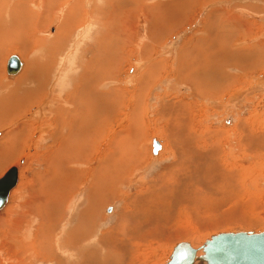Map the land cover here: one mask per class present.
<instances>
[{
	"label": "rangeland",
	"instance_id": "374dc122",
	"mask_svg": "<svg viewBox=\"0 0 264 264\" xmlns=\"http://www.w3.org/2000/svg\"><path fill=\"white\" fill-rule=\"evenodd\" d=\"M84 1L80 9L76 6L79 11L74 12L73 9L71 13H68V16L72 18L71 25L62 20L64 8L71 3L70 1L65 3L63 0L62 6L61 4L55 6L52 12L50 10L52 7L54 8V5H51L53 0H48V3H50L48 11L52 15L47 22H40L35 19L36 17H33L31 21L21 19L24 21H22L23 23L16 19L13 24L11 23L12 25L3 23L4 27L9 26V28L5 31L2 30L6 39L2 42L0 40V51L7 49L0 58V95L2 90L8 87L6 83L14 84L13 82L23 73L28 78L22 80L17 88L14 87V96H22L25 100L28 92H32L33 86L36 87L35 93L39 92H37V97L33 99L32 103L28 104L29 106H25L20 110L19 115H15L14 119L0 127L2 131L0 140L13 127L18 129L19 125L22 126L21 131H24L26 137H29L21 145L17 160L10 161L0 168V176L12 165L19 168L17 169V183L10 190L9 200L7 199L4 209H1L0 216L8 211L5 217L7 223L13 225L12 221L15 222V220L23 223V226L30 223L29 230L33 233L32 237L35 236L34 231L37 226L43 225L39 222L40 217H37L35 210L41 208V203H47L50 211L49 192L59 186L55 184L56 181L51 180V175L54 172L52 166H49L46 160L47 156L52 155L53 157L54 155L51 150L53 140L46 138L54 129V125L51 124L52 126L45 132L41 131L38 125L42 121L38 122V119H52L54 114L53 111L49 110L52 106L51 110L56 109L58 102L56 97H54L56 101L52 100L51 97L54 96L57 88H63L66 83L68 89L79 86L78 89H71L72 92L81 90L82 86V91L87 92L90 90L89 85L91 86L89 83L93 84V78L96 76L101 77L100 92L103 91L104 94H107L105 93L106 90L113 88L111 95L107 94V99L103 101V105L101 104L103 108L100 103H98L99 106L97 104L96 110L100 116H97L93 119L94 122H91L92 126L98 122L100 125L102 122L110 130L108 136L102 138L100 148L97 149L105 150L104 155H106L111 151L110 146L108 147V140L115 133H118V136L114 138L115 146L123 158L131 161L124 165V168H121L124 172L118 183L115 186L109 184V190H106L113 193L110 194L112 195V201L109 200L103 204L101 200L98 203L94 198L95 220L93 219L94 221L88 225L89 229L85 232H89L88 234H79L84 235V239L79 240L78 238L80 242L77 244L79 245L74 249L76 253L78 247L83 248L81 251L87 249L93 252L94 258L89 262L87 259L83 264H109L110 261H107V258L115 257L119 253L129 258L125 264H165L173 247L181 241L189 242L193 248L197 249V254H202L201 245L213 233L264 231V158L261 157L263 153H261L260 158L253 155L254 152H264V83H259L264 80V57H262L263 60L257 61L252 69L244 70L240 68L242 64L241 60L237 59L238 56H236V59L230 58L232 52H244L245 54L250 52L253 55L250 58L248 57V63L252 60H258L255 59L254 54L256 52L250 51V49L257 44H264V0H210L209 6L207 0H186L189 1L186 5L191 4L192 11H190V7L184 8L189 10L188 15L184 18L180 17L179 12L183 8H180L181 10L179 9L178 12L174 11L171 14L173 23L168 26L166 24L163 30L168 29L167 27H170V25L173 28L163 35V40L160 43L151 42L150 22L144 19V11L138 10L130 27L131 34L132 31H134V34L127 46L125 42L118 40L119 43H115L113 46L111 44L110 47L108 45L101 54L98 53V47L109 33L104 26L107 25L106 22L111 23L107 20L109 14L111 13L114 16L113 13H117L116 4H118V1L114 0L115 3L113 0ZM152 1H155L156 5V0H145L143 2L146 3V6L150 4L151 13L154 5ZM160 1L172 4L174 0ZM184 1L182 3L185 4ZM45 2L47 3L46 0ZM29 6L35 8L33 10L36 13H40L42 10L41 0H30ZM113 6L116 10L113 9ZM130 6H133V4ZM130 6H124L126 7L125 11L128 9L130 11L132 8ZM6 7V10H8V5ZM24 10L27 11V8H24ZM84 10H86V14ZM122 10L118 11V18L120 13H123ZM183 13L185 14V12ZM81 14H84L85 19L79 18V21H77ZM225 15L226 19H224ZM142 18L145 21L140 20ZM169 20L170 18L167 22ZM226 20H233V26L230 23L227 24ZM5 21L6 19L3 18L0 22ZM34 25L38 26L39 30H35ZM58 32L61 35L57 34ZM146 34L151 37L148 39ZM221 42L222 44H230L232 48L222 53L217 52L219 48L215 46ZM126 48L128 50L124 52ZM219 53L221 54L218 55ZM12 54H17L24 64L19 73L8 76L5 65L7 58ZM201 56L203 61L208 63L205 68L201 64L198 65L200 61L198 57ZM208 56L212 59L210 63ZM93 59L95 60L93 61ZM69 62L74 63V65L70 68L69 74L62 77V70L65 66L68 67ZM215 62L222 63V65L217 66L215 64V66ZM149 65H152V69L149 71L150 76H148L150 79L148 81L149 85L147 84L145 87L144 84L142 86L140 111L135 115V120L130 121L128 116L131 112L132 102L134 103V94L138 90L139 84L142 85V78L145 75L144 69L145 67L148 69ZM109 67L110 69H108ZM84 70L86 75L89 74L88 78L84 74ZM56 71L58 72L56 73L57 76H55ZM79 71L81 74H79ZM91 71L93 73L97 71L96 75L91 74ZM98 73L101 75L97 76ZM118 73L120 74L118 75ZM85 79L88 85H80L81 81ZM115 91L119 93L116 94ZM61 93L60 98L62 100L64 93L62 95ZM113 103L114 106H112ZM160 104H168L167 107H176L178 111L172 109L173 107L169 109L170 111L171 109L174 110L178 118L174 117L175 115L173 116L174 113L169 114L167 117L163 113L157 114L159 113L158 109L161 107ZM169 104L171 105L169 106ZM40 105L44 107L46 105L44 110L47 112L46 114L49 113L48 117H46V114L35 116L37 106L39 108ZM111 109H116V112L120 110V113L110 119L109 116L111 115L108 114ZM139 115L141 118H139ZM184 118L187 119V127L185 126V128L183 126ZM103 119L110 120L102 121ZM139 122L143 124V127ZM30 126L31 128H29ZM133 127L135 130H133ZM141 127L142 130H139ZM176 128L185 131L184 135L192 134L186 136L185 148L187 150L190 146L195 148L197 135L202 139H208L206 143L211 146V149L206 154L207 157L202 159L192 157L189 150L184 153L181 145L184 139L180 137L181 135H178ZM124 129L132 131L133 138L125 136ZM25 131H28V134ZM153 139L161 143V148L157 150L158 152L155 155L151 154ZM173 146L174 148L177 146L176 150L179 154L174 153ZM146 149V153L143 152ZM139 150L140 153H143L136 155V159L138 158L137 161L141 160L134 163L133 159ZM198 152L201 155L206 153L203 146L199 148ZM257 154L259 156L260 153ZM103 156H101L99 150L98 152L94 151L93 158H90L88 162L80 166L74 164L75 168L83 172L86 171L88 176L85 177L84 183L71 190L72 193L66 194L62 207H55L54 210L50 211L57 216H55L56 221L41 219L46 222L44 226L47 227V232L50 231L53 238V240L51 239L52 251H48L45 249L46 247L42 250L39 249L40 252L44 251L43 256L38 252L40 255L32 264H62L61 259L58 257L60 255L59 250L53 246V243H57L58 240L62 239L60 237L64 234L74 236L72 231L75 225L80 221L83 222V216L87 217L83 211L86 209L85 212H87L90 208L87 192L89 190L88 184L90 185L91 170L100 163ZM54 159L53 163L56 164L55 162L61 158ZM229 168H233L236 174L233 180L231 179L232 181L228 174L229 171L227 173ZM203 172L205 175L202 174ZM47 173H49V178ZM173 173L176 176L179 174L178 178L182 175V180L189 179L187 176L193 175V177H196L192 179L193 183L196 179H199L196 183L202 180L208 181L209 187L201 186L208 189L210 193L206 194L204 191L202 193L200 191L190 192L182 195L184 197L179 193L178 199H175L170 195L172 187L164 190L160 186L149 184V181L154 180L156 176L166 177L170 179V182L172 181L170 175ZM231 173H233L232 170ZM223 174L228 175L222 177ZM225 181H229V184L227 185ZM105 187H108V184ZM196 187L199 189L198 186ZM176 188L178 192L179 189ZM37 196L40 197V200L36 199ZM137 197H142V199L137 200ZM172 199L175 201H171V203L170 200ZM32 203L33 205H31ZM25 208H32L35 212L30 215ZM123 209L128 215L134 216V218H131L132 223L129 226V232L123 231L122 226L120 228L114 227L122 219ZM148 209L151 215L150 218L142 215V212L145 210L146 213ZM21 213L23 214L20 215ZM58 214H61L60 218ZM20 217L26 221H20ZM21 230H24V227L21 226ZM44 233H39L41 238L49 234V232L47 235H44ZM92 236L96 239L90 241ZM107 243L110 245H106ZM93 247H96V250ZM5 251L4 246V250L0 252V257H4ZM70 257L69 264H79L80 256L78 254L73 253ZM24 263L30 264L31 262L25 261ZM4 264H8V262Z\"/></svg>",
	"mask_w": 264,
	"mask_h": 264
},
{
	"label": "bare ground",
	"instance_id": "6f19581e",
	"mask_svg": "<svg viewBox=\"0 0 264 264\" xmlns=\"http://www.w3.org/2000/svg\"><path fill=\"white\" fill-rule=\"evenodd\" d=\"M33 1H36V0H33ZM47 3L45 2V0H41V11L40 13H36L33 9L32 6H29V3H30V0H0V21L3 20V18L6 19L5 22H0V40L2 42V40H5V34L2 32V30H6L9 28V26L6 28L3 26V23H7V24H13L15 19L16 20H20L21 22L26 19H28L29 21H31L33 19V17L35 19H37L38 21L44 23V21H49L50 17H51V12L53 11V7L51 8V12L48 11V5H50V3H48V0H46ZM65 1V3H67L68 1H72V0H63ZM109 1V0H108ZM114 1V0H113ZM118 1V4H116V9L119 11V10H122L123 13L121 14L120 13V16L118 18V14L119 13L117 11V13H113L114 16L111 15V13L109 14V18L107 20L111 21V23L109 22H106V27L105 29L109 32L108 35L105 37V40L103 38V40L105 41H102L98 47V53H102L104 52V50L107 48V46L112 44V46L115 44V43H119L118 40H121L123 42L126 43V46H127V43L129 42L131 36H133L134 34V31H132V34H131V31H130V27L132 26L133 24V21H134V15L135 13L138 11V10H143L144 11V16L145 18L144 19H147L148 22H150V32H152V37L148 34V39L151 37V42H157V43H160L162 40H163V35H165L169 30H171L173 27H167L168 29H164V26H167L169 24H172L173 21H171V14L174 12V11H177L180 9V8H188L190 7L191 4L189 5H186V3H179V5H174L172 6L174 3L172 4H169V3H165V2H158L156 1V5H155V1L153 2V7H152V13L150 11V4L149 6H146L143 2V0H117ZM147 1V0H146ZM182 1V0H181ZM205 1V0H204ZM84 0H74L72 1L71 3H69L67 5L66 8H64L63 12H62V20L66 21V23H69L70 25L72 24V18L68 16V13H71L74 9V12L77 11V7L80 9L81 8V4L83 3L84 4ZM174 2V1H173ZM186 2V1H184ZM189 2V1H188ZM39 3V2H38ZM92 3V2H91ZM112 3V2H111ZM115 3V1H114ZM57 4V3H55ZM64 4V2H63ZM109 4V2H108ZM131 5L133 4V6H130V7H134L133 9L131 8L130 11L126 10V5ZM188 4V3H187ZM210 4V3H209ZM8 5V10L7 9V6ZM40 5V4H39ZM53 5V4H51ZM59 5V4H58ZM80 5V7H79ZM113 5V4H112ZM148 5V3H147ZM152 5V4H151ZM28 6V7H27ZM38 6V5H37ZM62 6V4H61ZM60 6V7H61ZM209 6V5H208ZM232 6V5H231ZM35 7V6H34ZM112 7V6H111ZM123 7V8H121ZM24 8H27V11L24 10ZM37 8V7H36ZM92 9V8H91ZM113 9L114 6H113ZM115 9V10H116ZM149 9V10H148ZM165 9V10H163ZM181 10L179 11L180 14H182L183 12H185V15H188V9H184V10ZM190 9V8H189ZM222 9V8H221ZM114 10V11H115ZM216 10V9H215ZM7 11V12H6ZM79 11V10H78ZM86 10H84L85 12ZM109 11V10H108ZM112 11V9H111ZM135 11V12H134ZM213 11V10H211ZM227 11V10H226ZM39 12V11H38ZM116 12V11H115ZM176 12V13H177ZM151 13V14H150ZM175 13V14H176ZM86 14V12H85ZM84 14H81L80 17L77 18V21H79V18H83L85 19V17L83 16ZM177 15H179L177 13ZM27 16V18H25ZM83 16V17H82ZM175 16V15H174ZM177 17V16H176ZM209 17V16H208ZM226 19V15L224 16ZM170 18V20L167 22V20ZM223 18V17H221ZM220 18V19H221ZM23 19V20H21ZM74 19V18H73ZM82 19V20H83ZM143 18L140 19V20H144ZM166 19V20H164ZM232 19V18H231ZM26 20V21H28ZM23 21V22H24ZM136 21V20H135ZM145 21V20H144ZM224 21V20H223ZM227 24L230 23L231 25L234 23L233 20H226ZM22 22V23H23ZM62 22V21H61ZM158 22V23H157ZM11 24V25H12ZM18 24V23H17ZM229 24V25H230ZM238 24V23H237ZM245 24V23H244ZM16 25V24H14ZM26 25V24H25ZM68 25V24H67ZM147 25V26H149ZM230 25V27H231ZM35 27H33L35 30H39V27L34 25ZM134 26V25H133ZM233 26V25H232ZM238 26V25H236ZM18 27V26H17ZM261 27V26H260ZM13 28V27H12ZM41 28V27H40ZM134 28V27H133ZM22 29V28H21ZM149 29V28H148ZM229 29V27H228ZM31 30V29H30ZM10 31V30H9ZM106 31V32H107ZM148 31V30H147ZM11 32V31H10ZM57 32V31H56ZM149 32V31H148ZM206 32V31H205ZM105 33V32H104ZM14 34V33H13ZM12 34V35H13ZM59 34V32L57 33ZM56 34V35H57ZM65 34V33H64ZM29 35V34H28ZM61 35V34H59ZM85 35V34H84ZM64 36V35H63ZM68 36V35H67ZM104 36V35H103ZM145 37V36H144ZM209 37V36H208ZM14 38V37H13ZM17 38V37H15ZM102 39V38H101ZM264 39V38H263ZM49 40V39H48ZM100 40V39H99ZM101 41V40H100ZM140 42V41H138ZM228 43V40L226 41ZM21 43V42H19ZM133 43H135L133 41ZM210 43V42H209ZM227 43H219L217 46L215 47H218L219 49H217L218 51L217 52H225V51H229L232 47L230 46V44L228 45ZM14 44V43H12ZM27 44V43H25ZM145 44V43H144ZM148 44V43H147ZM155 44V43H154ZM15 45V44H14ZM136 45V44H135ZM140 45V44H139ZM111 46V47H112ZM141 46V45H140ZM143 46V44H142ZM160 46V44H159ZM108 47V48H109ZM136 47V46H135ZM113 48V47H112ZM149 48V46H148ZM147 48V50H148ZM151 48V47H150ZM139 49V48H138ZM127 48L125 49L124 52H127ZM143 50V49H142ZM150 50V49H149ZM4 51L3 49L0 51L2 52ZM7 51V49L0 53V58L5 54V52ZM140 51V50H139ZM145 51V50H144ZM250 51H255L256 54L255 55V59H258V60H250L251 62L248 63L249 61V58L251 55L250 52L248 54H245L244 52H232L230 53V58L233 57V59H236V56L238 60H241V67L243 70L244 69H252V66H255L256 62L259 61V60H263L262 57H264V44H257L255 45L254 47H252L250 49ZM138 52V51H137ZM191 52V51H190ZM248 52V51H247ZM148 53V52H147ZM221 53H219L218 55H220ZM99 54V55H100ZM146 54V53H144ZM143 54V55H144ZM148 55V54H147ZM218 55H214V56H218ZM240 55V56H239ZM11 56H16L18 59H17V70L14 72V73H8L7 70H6V74L8 76H13V75H16L17 73L20 72V70L22 69V66H23V61L22 59H20V57L17 55V54H12L10 55L9 57ZM146 56V55H144ZM213 56V55H211ZM8 57V58H9ZM76 57V56H75ZM249 57V58H248ZM7 58V60H8ZM142 58V57H141ZM178 58V57H177ZM209 58V63L211 62V57L208 56ZM198 59L201 61V63L198 62V65L201 64L202 67H206L208 65V63L204 62L203 61V58L202 56L201 57H198ZM7 60H6V65L5 67L7 66ZM64 60V59H63ZM95 59H93L94 61ZM188 60V59H187ZM92 61V62H93ZM183 63V62H182ZM219 62H215V64H217V66H220L222 65L221 64H218ZM248 63V64H247ZM91 64V63H90ZM181 64V62H180ZM74 65V63H70L69 62V65L68 67L65 66V68L62 70V77H64L65 75L69 74L70 72V68H72V66ZM101 65V63H100ZM186 65V64H185ZM197 65V66H198ZM46 66V65H45ZM109 66V65H108ZM136 66V65H135ZM138 66V65H137ZM216 66V65H215ZM180 67V66H179ZM45 68V67H44ZM79 68V67H78ZM98 68V66H97ZM113 68V67H112ZM111 68V69H112ZM96 69V67H95ZM110 69V67L108 68ZM152 69V65L148 66V69L145 67L144 69V72H145V75H144V78H142L143 82H142V85L141 83L139 84L138 86V90L136 91V93L134 94V103L132 102V107H130V115L128 116L130 121H134L135 120V115L137 114V112H139V105L141 104L140 103V98H141V94H142V86L145 84V87L147 86L148 84V81L150 80L148 76L149 75V71H151ZM99 70V69H98ZM157 70V69H156ZM200 70V69H199ZM81 71V70H80ZM79 71V74H81V72ZM93 71V70H92ZM91 71V74L93 73ZM110 71V70H109ZM113 71V70H112ZM85 72V70H84ZM106 72V71H105ZM104 72V73H105ZM153 72V71H152ZM58 73L57 71L55 72V76H57ZM97 71L93 74L96 75ZM103 73V75L105 76V74ZM51 74V73H50ZM54 74V73H53ZM77 74V73H76ZM86 75V72L84 73ZM100 73L97 74V76L99 75ZM180 74V73H179ZM78 75V74H77ZM83 75V74H82ZM101 75V74H100ZM115 75V74H114ZM89 77V74L86 75V77ZM209 76V75H208ZM76 77V76H75ZM87 77V78H88ZM92 77V75H91ZM228 77V76H227ZM28 77H26V75H24V73L19 76L17 78V80H15L13 83L14 84H9V83H6V85H8V87H5L4 90H2L1 92V95H0V127L4 126L5 124H7L9 121H11L12 119H14L16 116L15 115H19L18 113L20 112V110H22L25 106H29L30 102L32 103L33 99L35 97H37V91L35 93V89L36 87L33 86L32 88V92L27 94V97L25 100L24 98L21 96H14V87L17 88V86L20 84V82H22V80H25L27 79ZM77 78V77H76ZM75 78V79H76ZM83 78V77H82ZM81 78V79H82ZM104 78V77H103ZM138 78V77H137ZM186 78V77H185ZM54 79V78H53ZM101 77L98 78V77H94L93 78V84L92 83H89L91 84V86L89 85L90 87V90L85 92V91H82V87H81V90L79 89L77 92L74 91H70V89H68L66 83L65 85L63 86V88H57L56 89V93L54 94L52 98V100H54V97H56L57 99V102H58V105L56 107V109L54 110H51L53 108V106H49L51 107V109L49 111H53L52 113L54 114L52 116V119H48V118H43V119H38V122L42 121L41 123H39L38 125V128H40L41 131H46L48 128H50L53 124L54 126V129L47 135L46 138L48 139H52V147H51V150L54 152V155L52 157V155H49L47 156L46 160H47V163L49 166H52L53 168V175H51V180L53 181H56L55 184H57L59 187L56 189L54 188L53 190H51L49 192V195H50V202H49V207H50V211H52L53 208L55 207H62L63 205V201H65V197H66V194H69V193H72V189L74 190L75 187L77 188L79 185H81L82 183H84L85 181V177H87L88 175L86 174V171H81L79 170L78 168H75V165H81V164H84L85 162H88L90 158H93L92 157V154L94 153V151H97L98 150L101 152V156L104 155V151L100 150V149H97L98 147L100 148V145H101V141H102V138H106L107 137V133H108V128L107 126L104 125V123L101 122V124L99 125V122L96 123L94 126L91 125V122H94L93 119L97 118V116H100L98 113V111L96 110L97 108V104L100 103V105L102 104L103 105V101L107 99L108 95H111V90L113 89H108L106 90L105 93L107 94H104L103 91L100 92V84H101ZM201 79V78H200ZM215 79V78H214ZM56 80V79H55ZM78 80V78L76 79ZM88 80V79H87ZM140 80V78H139ZM152 80V79H151ZM156 80V79H155ZM71 81V80H70ZM192 81V80H191ZM208 81V80H207ZM214 81V80H213ZM87 82H91V81H87ZM216 82V81H214ZM11 83V82H10ZM44 83V82H43ZM220 83V82H219ZM259 83H264V80L263 81H260ZM55 84V83H54ZM72 84V83H71ZM84 84H87L86 83V79L85 80H82L81 81V84L80 85H84ZM43 85V84H41ZM69 85V84H68ZM76 85V84H75ZM88 85V84H87ZM86 85V86H87ZM149 85V84H148ZM212 85V83H211ZM216 85V84H215ZM258 85V84H257ZM74 86V85H73ZM13 87V88H12ZM42 87V86H41ZM45 87V86H44ZM53 87V86H52ZM51 87V88H52ZM62 87V86H61ZM79 87V86H78ZM88 87V88H89ZM149 87V86H148ZM218 87V86H217ZM30 88V87H28ZM117 89V88H116ZM214 89V88H213ZM73 90V89H72ZM87 90V89H85ZM115 90V89H114ZM123 90V89H122ZM212 90V89H211ZM20 91H23V90H20ZM49 91V90H48ZM51 91V90H50ZM118 91H119V88H118ZM165 91V90H164ZM215 91V89H214ZM54 92V90H53ZM58 92H62L64 93V98L61 100V96H60V93ZM116 94L117 91H115ZM134 92V91H133ZM167 92V91H166ZM49 93V92H48ZM61 93V95H62ZM114 93V92H113ZM115 94V93H114ZM113 94V96H114ZM47 95V94H46ZM107 95V96H104ZM121 95V94H120ZM42 97V95H40ZM118 96V95H117ZM116 96V97H117ZM146 96V95H145ZM160 96V95H159ZM112 97V96H111ZM115 97V96H114ZM120 97V96H119ZM122 97V95H121ZM23 98V99H22ZM46 98V97H45ZM102 99V100H101ZM112 99V98H111ZM144 99V98H143ZM142 99V100H143ZM163 99V98H162ZM41 100V99H40ZM51 100V99H50ZM109 100V99H108ZM118 100V99H117ZM43 101V100H42ZM41 101V102H42ZM48 101V100H47ZM56 101V100H54ZM235 101V100H234ZM45 102V101H44ZM56 102V103H57ZM39 103V102H38ZM46 103V102H45ZM55 103V104H56ZM105 103V102H104ZM107 103V102H106ZM26 104V105H25ZM29 104V105H28ZM33 104H35L33 102ZM44 104V103H43ZM53 104V103H52ZM123 104V103H122ZM184 104V103H183ZM101 105V106H102ZM119 105V104H118ZM161 107L158 109L159 113L157 114H160V113H163L165 114V116H169V114H172L174 113V110H177L176 107H167L168 104H160ZM171 104H169L170 106ZM99 106V104H98ZM114 106V103L113 105ZM125 106V105H123ZM46 107V105H45ZM43 105L37 106V110L36 112L34 113L35 116H40V115H44L46 114L47 112H45L44 108H45ZM173 107V108H172ZM180 107H182V105H180ZM31 108V107H30ZM103 108V106H102ZM169 108H172L174 110L170 109ZM25 110V109H24ZM34 110V109H33ZM109 110V109H108ZM27 111H28V108H27ZM48 111V112H49ZM142 111V110H141ZM178 111V110H177ZM115 112V113H113ZM102 113V112H101ZM119 114L120 113V110L116 112V109H111L110 110V113L108 115H111L109 116L110 119L116 115V114ZM33 114V115H34ZM103 114V113H102ZM104 114H105V111H104ZM142 114V113H141ZM140 114V115H141ZM177 113H174L173 116L178 118V116L176 115ZM48 117L49 113L46 114ZM139 115V118H141ZM32 116V115H31ZM107 116V115H106ZM157 116V115H156ZM153 117V116H152ZM164 117V116H163ZM162 117V118H163ZM36 118V117H35ZM108 118V117H107ZM159 118V117H158ZM34 119V118H33ZM99 119V118H98ZM110 119H103L102 121H108ZM97 120V119H96ZM139 120V119H138ZM137 120V121H138ZM28 121V120H27ZM37 121V120H36ZM140 121V120H139ZM24 122V121H23ZM37 122V123H38ZM183 126L185 128V126L187 127V119L184 118L183 119ZM28 123V122H27ZM31 123V122H30ZM110 123V122H109ZM132 123V122H131ZM130 123V124H131ZM140 123V122H139ZM136 124V123H135ZM138 124V123H137ZM140 125H142L143 127V124L140 123ZM181 125V124H180ZM29 126V125H28ZM133 126V125H131ZM22 126L19 125V128L16 129L13 127L12 130L8 131L5 135H3L2 139L0 140V168L2 166H4L6 163L10 162V161H16L18 156L20 155L19 153V149L22 147L21 145L24 144L25 140L29 137H26V135L24 134V131H21L22 129H20ZM128 127V126H126ZM136 127V126H135ZM142 127L139 129V130H142ZM31 128V126L29 127ZM89 128H91V130H89ZM134 128V127H133ZM137 128V127H136ZM238 128V126H237ZM243 128H246L243 126ZM129 129V128H128ZM128 129H124V133H125V136L127 137H132L131 133L132 131H128ZM177 129V128H176ZM247 129V128H246ZM135 130V128L133 129ZM138 130V131H139ZM168 130V129H167ZM187 130V129H186ZM248 130V129H247ZM31 131V130H30ZM179 129H177V133L178 135H181L180 137L182 138L183 137V142H181V145H182V151L184 153H186L188 150H189V154H191L192 157H197V158H200L202 159L203 157H207L206 154H208L209 150L211 149V146H208V144L206 143L208 139L206 138H201L199 135H195L196 136V143H195V148H193L192 146H190V148H188V150L185 148V140H186V136H190L191 133H189V135H184L185 134V131H181ZM2 131L0 130V134ZM26 132V131H25ZM28 132V131H27ZM26 132V134H28ZM49 132V131H48ZM47 132V133H48ZM167 132V131H166ZM252 132V131H251ZM5 133V132H4ZM30 133V132H29ZM123 133V134H124ZM135 133V132H134ZM137 134V133H135ZM139 135V134H138ZM192 135V134H191ZM1 136V135H0ZM118 136V133H115L111 139H109V144H108V147L110 146L111 148V151H109L106 155L103 156V158L101 159L100 163L95 167L93 168V170H91V177H90V185L88 184V187H89V190L87 192V197H88V200H89V210L86 211H83V213L87 216H83L84 220L83 222H79L77 223V225L75 226V229L72 231L74 236L73 235H69V234H64V236L60 237L62 239L58 240H55L57 243H53L56 247L57 250H59V253L60 255H58V257L61 259L62 261V264H69V262L71 261V254H78V256H80V260L78 261L79 264H83V262H86L87 259H88V262L91 261L93 258H94V254L91 250H83L81 251V249H83L82 247H78L77 248V253L74 251V249H76V247L79 245L77 243H79L80 241H78V238L79 240L81 239H84V235H79L80 233L81 234H88L89 232L85 233L88 229H84L86 227H88V225L90 224V222L94 221L95 220V206H94V201L95 199L97 200V202L99 203V201L101 200V202H103V204L107 201H112V195L110 194H113L111 193L110 191H106V190H109V184L112 186H115L118 181L120 180L121 176H123V172L121 170V168L126 165L128 162H130L131 160H127L125 158H123L118 150H117V147L115 146V139ZM24 137V138H23ZM45 137V136H44ZM135 137V136H134ZM161 137V136H160ZM96 138L95 140H91V139H94ZM139 138H141L139 136ZM138 138V139H139ZM191 138V137H190ZM45 139V138H44ZM47 139V140H48ZM174 139V142H176L175 138ZM41 140V139H40ZM43 140V139H42ZM140 140V139H139ZM182 141V139H181ZM191 143L193 141H190ZM168 143V142H167ZM194 143V142H193ZM169 144V143H168ZM194 145V144H193ZM212 145V143H211ZM34 146V145H33ZM201 146H203L205 148V154L203 153V155H201L198 151H199V148H201ZM198 149H197V148ZM148 148V147H147ZM158 148L159 146H156L155 147V150L153 151V149H151V154L155 155L158 151ZM177 148V146H176ZM176 148H174V146L172 147V149L174 150V153L175 154H179L176 150ZM208 148V149H207ZM48 149V148H47ZM145 149V148H144ZM147 149L144 150L143 152L146 153ZM244 152V150H242ZM113 152V153H112ZM143 152L140 153V150L136 152L135 154V158L133 159V162H140V159L139 161L138 158L136 159V155H139V154H142ZM252 152V151H251ZM260 153L259 156L257 153ZM254 152L253 155L256 157V158H260V155H262L261 153H263V157L264 158V152ZM45 155V154H44ZM145 156V155H144ZM239 156V155H237ZM242 156V155H241ZM16 157V158H15ZM57 157H60L61 159H58L54 164L53 161L55 160L54 158L57 159ZM20 160V159H19ZM177 162V161H176ZM175 163V162H174ZM253 163V162H252ZM13 164V163H12ZM75 164V165H74ZM232 165V164H231ZM253 165V164H252ZM230 166V165H229ZM16 169V172L13 171L11 175L15 176V184L14 186L16 185L17 183V180H18V174H17V169L19 168H16V166H11L6 172H4L3 175L0 176V181L2 179L5 178V181L0 185V198H2L5 194V189L8 187V184L10 185L11 183V178L9 176H6L4 177L11 169ZM124 168V167H123ZM171 170V168H169ZM126 170V169H124ZM166 170V169H165ZM168 170V169H167ZM169 170V172H170ZM222 170V169H221ZM231 170L233 173H231ZM172 171V170H171ZM229 171V173H228ZM19 172V171H18ZM165 172V171H164ZM168 172V173H169ZM226 173V172H225ZM227 173L229 174L230 176V180L234 178V176L236 175L233 168H229V170H227ZM204 174V172L202 173ZM221 174V173H220ZM228 174H223V176H226ZM163 175V174H162ZM178 175L177 176L175 175V173L171 174L170 175V178L172 181L169 182L170 179H167L166 177H161V176H156L154 180L152 181H149V184H152V185H157V186H160L161 188H163L164 190L165 189H169L172 187L171 189V192H170V195L175 198V199H178V194L180 193L181 196L182 195H186V193H195L197 191H200V193H202L204 191V193L208 194L210 193V191L206 188H202L201 185H204L205 186H208L209 185V182L208 181H200V182H197V180L199 179H196L195 182L193 183L192 179L193 178H196V177H193L192 176H187L189 179L185 178L182 180V175H180V177L178 178ZM189 175V174H188ZM205 175V174H204ZM203 175V176H204ZM47 176L49 178V173H47ZM199 177V176H198ZM197 177V178H198ZM201 177V176H200ZM216 177V176H214ZM169 178V177H168ZM57 179V180H56ZM83 179V180H82ZM215 179V178H214ZM43 180V179H42ZM82 180V181H81ZM180 180V181H178ZM207 180V179H206ZM231 180V181H232ZM81 181V182H80ZM210 181V180H209ZM212 182V181H211ZM229 181H225V183L228 185ZM108 184V187H105V185ZM231 184V182H230ZM224 185V184H223ZM13 186V187H14ZM110 186V187H111ZM199 189H197V187ZM213 186V185H212ZM12 187V188H13ZM147 187V186H146ZM179 189V191L177 192V188ZM209 187V186H208ZM214 187V186H213ZM11 188V189H12ZM202 188V189H201ZM10 189V190H11ZM154 189V188H153ZM10 190L8 191V194L10 192ZM146 190V189H145ZM155 190V189H154ZM36 192V191H35ZM42 192V191H41ZM142 192V191H141ZM147 192V191H146ZM43 193V192H42ZM212 193V192H211ZM214 193V192H213ZM8 194L6 195V198H5V201L4 203L2 204V206L0 207V212H1V209L4 207V205H6V202H7V199H8ZM141 194V193H140ZM36 195V194H35ZM42 196V195H41ZM184 197V196H182ZM95 198V199H94ZM36 199H39L40 200V197L37 196ZM35 199V200H36ZM63 199V200H62ZM142 197H137V200H141ZM9 200V199H8ZM42 200V199H41ZM60 200H62L61 204L60 203ZM148 200V199H147ZM32 201V200H31ZM34 201V200H33ZM171 201H175V200H170ZM9 202V201H8ZM43 202V201H42ZM41 203V202H40ZM172 203V202H171ZM174 203V202H173ZM65 204V202H64ZM33 205V203L31 204ZM61 205V206H60ZM172 205V204H171ZM29 206V205H28ZM38 206V205H37ZM41 208L39 210H35L36 213H37V217H40V220H45V219H51V221H56V218L55 216L56 215H53L52 212L49 211L48 207H47V203L43 204L41 203ZM94 206V207H93ZM97 206V205H96ZM103 206V205H102ZM27 207V206H26ZM28 208V207H27ZM25 208V209H27ZM4 209V208H3ZM34 209H35V206H34ZM33 209V210H34ZM32 208L31 209H27V212L31 213L32 212H35L33 211ZM54 210V209H53ZM6 213H8V211H6ZM3 214L2 216H0V252H2V250H4V246H5V255L4 257H0V263L1 264H4L6 262H8V264H22L24 263L25 261H29L31 262L30 264H32V262L37 259V257L42 254L43 256V253L44 251L40 252L39 249H47L48 251H52V242H51V239L53 240V238L51 237L50 235V231L49 234L47 235V227L44 226L46 224V222L44 221H40V223H43V225H38L36 230L34 231L35 232V236L32 237V232L29 230V225L30 223H28L27 226H23V223H20L19 221H16L15 218V222L12 221L13 225L9 224L6 222L5 220V217L7 214ZM26 213V212H25ZM24 213V214H25ZM49 213V214H48ZM23 213H21L20 215H22ZM35 214V213H34ZM122 219H120L118 221V223L114 226V227H123L122 230L125 231V232H129V226L130 224L132 223V219L131 218H134L133 215H128L126 212H124V209L122 210ZM36 215V214H35ZM142 215L143 216H148L150 218V213H149V209L146 210V213H145V210L142 212ZM61 216V214H58V217ZM23 217V216H21ZM19 218L20 221L23 222V220H25L23 218ZM51 217V218H50ZM57 217V216H56ZM60 218V217H59ZM8 219V218H7ZM94 219V220H93ZM138 219V218H137ZM141 219V218H139ZM58 220V219H57ZM26 221V220H25ZM28 222V221H27ZM25 223V222H24ZM39 223V224H40ZM49 224V223H48ZM21 226L24 227V230H21ZM125 228V229H124ZM132 229V228H131ZM46 231V233H44ZM31 232V233H30ZM44 233V235H47L46 237L43 236V238H41V236L39 235ZM214 234V233H213ZM78 235V236H77ZM45 238V239H44ZM96 238H93V236L91 237L90 241L91 240H94ZM177 239V238H176ZM168 240V239H166ZM5 241V242H4ZM182 242V241H181ZM77 244V245H75ZM88 246V245H87ZM84 247V246H83ZM91 248V247H90ZM96 248V247H95ZM93 247V249H95ZM55 249V250H56ZM98 249V248H97ZM46 250V251H47ZM96 250V249H95ZM100 250V249H99ZM107 250V249H106ZM4 252V251H3ZM38 252H40V254H38ZM99 253V251H98ZM199 253V252H198ZM202 253V251H201ZM70 254V255H69ZM96 254V253H95ZM99 255V254H97ZM201 254H198V256H200ZM56 256V255H55ZM126 255L124 254H117L115 257L113 258H107V261H110L109 264H125L127 262V260L129 259L127 256L125 257ZM48 257V256H47ZM100 257V256H98ZM16 258V259H15ZM56 258V257H55ZM46 259V258H45ZM105 259V258H104ZM44 260V259H43ZM70 260V261H69ZM100 260H102L100 258ZM56 261V260H55ZM54 261V262H55ZM102 262V261H101ZM57 263V262H56ZM92 263V262H91ZM98 263V262H97ZM24 264H27V263H24ZM61 264V263H60ZM193 264H206V260H201L199 263L198 261H195Z\"/></svg>",
	"mask_w": 264,
	"mask_h": 264
},
{
	"label": "water",
	"instance_id": "95a60500",
	"mask_svg": "<svg viewBox=\"0 0 264 264\" xmlns=\"http://www.w3.org/2000/svg\"><path fill=\"white\" fill-rule=\"evenodd\" d=\"M17 57L11 56L7 60L6 70L14 73L17 68ZM153 151L156 146L161 148L160 142L153 139ZM158 148V149H159ZM16 169H11L4 177L11 178L10 185L5 189V194L0 198V207L5 201L8 191L15 184V176L11 175ZM5 178L0 181V185ZM202 254L198 256L197 249L187 241L177 243L165 264H193L206 260V264H264V231H237L219 232L210 236L201 245Z\"/></svg>",
	"mask_w": 264,
	"mask_h": 264
},
{
	"label": "crops",
	"instance_id": "0c3cea01",
	"mask_svg": "<svg viewBox=\"0 0 264 264\" xmlns=\"http://www.w3.org/2000/svg\"><path fill=\"white\" fill-rule=\"evenodd\" d=\"M156 1H158V2H165V1H160V0H156ZM186 1V0H185ZM153 2V1H152ZM183 2V0L181 1V0H174V2H172V3H174V5H176V4H178V3H182ZM55 3H57V4H55ZM62 3V0H53V5H54V8L53 9H55V6H57L58 4H61ZM186 4L188 3L187 1L185 2ZM209 3H210V0H207V4L209 5ZM190 11H192V6L190 7ZM210 12V11H209ZM185 16H187V15H185L184 13L183 14H180V17L181 18H184ZM180 17H179V20H180ZM158 23V22H157ZM179 23H181V22H179ZM177 25V24H176ZM10 56V55H9ZM142 57V56H141ZM24 64V63H23ZM120 73H118V75H119ZM117 75V76H118ZM79 87H73V88H70V90L71 89H78ZM2 133V132H1ZM110 133V130L108 129V133H107V136H108V134ZM1 135V134H0ZM160 145H161V143H160ZM141 160V159H140ZM12 166H14V165H12ZM85 182V181H84ZM76 226V225H75ZM73 229H75V227L73 228ZM85 230L86 229H89V227H86V228H84ZM120 238V237H119ZM106 245H110L109 243H107ZM110 249H111V246H110ZM113 258V257H112Z\"/></svg>",
	"mask_w": 264,
	"mask_h": 264
}]
</instances>
